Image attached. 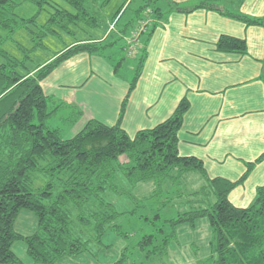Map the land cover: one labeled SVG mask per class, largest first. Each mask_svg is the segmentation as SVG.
I'll return each instance as SVG.
<instances>
[{"label": "trees", "instance_id": "trees-1", "mask_svg": "<svg viewBox=\"0 0 264 264\" xmlns=\"http://www.w3.org/2000/svg\"><path fill=\"white\" fill-rule=\"evenodd\" d=\"M11 1L0 0V16L14 11ZM218 1L203 0L195 10L222 11ZM69 3L78 13H67L68 21H88L94 28L101 25V16L87 8V0ZM174 9L181 11L177 6ZM159 12L153 10L155 16ZM222 13L246 26L264 29V17L251 18L224 10ZM9 22L5 20L4 26H0V56L4 60L0 65V264H23L13 252L17 241L26 244L27 255L35 264H56L62 258L75 259L87 253L91 246L100 245L108 232L119 234V218L134 212L120 213L106 195L133 198L132 191L117 185L121 177L132 189L152 183L154 189L144 199L164 200L161 209L176 199L189 208L165 220L133 247L125 248L114 264H167L168 248L177 239V227L188 224L194 228L200 219L209 220L213 233L211 256L200 264H264V187L258 189L256 201L249 208H238L229 199L254 164L241 180L230 182L210 179L201 160L181 156L179 132L190 108L187 99L164 122L138 132L135 137L123 129L126 107L144 58L139 61L116 125L91 120L74 137L65 139L60 129L49 126L50 117L57 111L51 109L54 102L45 95L41 83L76 55H104L109 59L106 52L110 45L77 41L34 73L21 74L19 62L3 50L6 40L2 33H13ZM146 22H141L133 40L149 32ZM217 47L241 54L247 49L245 42L231 37L220 38ZM109 62L117 73L121 70L122 59ZM263 159L264 156L256 163ZM35 174L47 178L43 189L34 188ZM192 174L199 175L204 185L196 191L184 190L183 184L188 183ZM24 210L33 213L38 221L37 232L28 237L15 230ZM155 218L159 221L160 214ZM152 224L156 226V222Z\"/></svg>", "mask_w": 264, "mask_h": 264}, {"label": "crops", "instance_id": "crops-1", "mask_svg": "<svg viewBox=\"0 0 264 264\" xmlns=\"http://www.w3.org/2000/svg\"><path fill=\"white\" fill-rule=\"evenodd\" d=\"M201 2L149 0L152 10L145 5L147 8L144 6L136 16H128L125 3L109 15L108 27L97 26V36L79 43L104 42L110 48L121 45L119 49L123 51L127 39L135 32L132 26L147 21L149 32L134 42L135 47L139 45L135 60L144 58V65L126 107L123 129L135 137L138 132L164 122L187 99L190 108L179 132L180 155L201 160L210 179L230 182L241 180L254 164L247 179L229 196L234 206L245 209L254 205L258 189L264 187V159L256 163L264 156V29L246 26L222 11L262 18L264 0H219L217 5L222 11L195 10ZM174 6L181 11H175ZM87 8L92 10V5L87 3ZM155 9L160 11L156 16ZM148 11L152 12L150 18L144 17ZM96 15L101 16L102 11ZM112 26L115 29L109 34ZM222 37L245 42L246 52L219 50L217 43ZM112 56L115 54L109 58ZM129 57L117 56L123 60L121 69ZM107 59L104 55L79 54L41 83L45 95L54 102L51 109L59 107L48 121L51 128L60 129L56 121L62 119L61 122L71 127L68 131L71 137L91 120L116 125L139 61L135 70H130L131 76L123 77ZM61 109L69 113L58 118ZM212 237L208 219L198 220L194 228L188 224L178 226L177 239L168 248L167 264L206 262L211 256ZM93 250L90 248L75 261L82 260L85 254L91 257ZM13 252L17 256L14 249ZM121 253L101 264L116 263ZM17 257L23 264H31ZM56 264H72V261L63 258Z\"/></svg>", "mask_w": 264, "mask_h": 264}, {"label": "rangeland", "instance_id": "rangeland-1", "mask_svg": "<svg viewBox=\"0 0 264 264\" xmlns=\"http://www.w3.org/2000/svg\"><path fill=\"white\" fill-rule=\"evenodd\" d=\"M69 1L71 0H12L10 4L14 6V11L11 14H3L0 16V26H4L3 21H10L9 24L12 26L13 32L5 31L2 33V36L6 40L3 44V50L7 52L10 57L19 62V71L21 74H25L26 72L34 73L36 69L38 70L39 66H45L55 60L59 54L67 49V47L78 44L77 41L88 39L91 36L95 37L99 34L98 29L90 26L87 23L88 21L81 22L75 20L71 22L67 20V13L72 15L78 13ZM87 1L92 5V12L99 13L102 11V23L100 25L102 27H108L109 15L119 11L122 5L126 3V0ZM151 2H155V0H151ZM97 3H100L101 6L99 7ZM148 3L149 0H129L125 8L127 9L128 16H136L145 5H148L152 10V6ZM96 5L97 7H95ZM149 11L145 14L142 12L144 17L148 16L150 18L152 12L150 13ZM107 27L103 30L104 35L107 33ZM113 29H115V27L112 26L111 30H109V34ZM132 29L135 31V34L140 31L141 26H132ZM134 34L132 35L131 33V38L129 37L130 39H127L128 44L125 45V50L123 49V51H120V45L117 48L111 47L107 49L106 52L107 56L113 53L115 54V56L109 58V60L118 59L117 56L124 57V55H126L129 57L130 55L123 69L120 70L123 77H130V70H135L136 64L140 61L135 60L139 53V45L135 47V40L132 39L134 38ZM131 46H133V48H131ZM140 49H143V47ZM3 63L4 60L0 56V65ZM109 64L111 65L113 63L109 62ZM55 109L57 111L59 107ZM63 113H66V116L69 110L61 109L58 118L64 116ZM71 114L73 113L71 112ZM61 121L62 119L58 122L56 121V124L62 131V137L65 139L74 137L76 134H73V136L70 135L71 137H69L68 131H70L71 128L69 124ZM33 178L35 189H43L46 186L47 178L43 175L35 174ZM116 183L120 188L132 191L133 198L131 199L127 196H121L115 193H107V200L113 203L120 213H134L119 218L118 224L121 226V234L108 232L103 237L100 245L91 246V250L94 249L91 257H86V254L83 255L84 258L82 257L87 261L86 264L109 262L112 258L117 257L125 248L136 245L145 235L153 234L154 230L161 227L165 220L173 219L178 213H182L189 208L185 203L177 201V199L172 201L169 206L164 209H161V202H164V200L144 199L152 193L154 189L152 183L140 184L134 189L127 184L123 177L117 179ZM202 183H204V181L199 175L192 174L189 176L188 183L183 184V188L187 191H196L203 185ZM157 214L161 216L159 221L154 220ZM153 221L156 222V226L152 224ZM16 230L18 233L25 236H30L37 232L38 225L35 215L26 210L22 211L17 220ZM13 249L17 256L22 258L24 263L30 262L34 264V261L27 255V247L23 241H17ZM83 259L75 261L77 258H69L72 264H83Z\"/></svg>", "mask_w": 264, "mask_h": 264}]
</instances>
